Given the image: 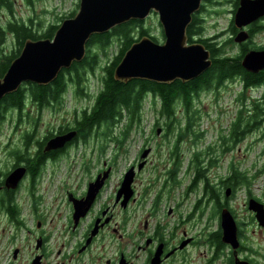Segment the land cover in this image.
Segmentation results:
<instances>
[{
	"label": "flooded vegetation",
	"instance_id": "flooded-vegetation-1",
	"mask_svg": "<svg viewBox=\"0 0 264 264\" xmlns=\"http://www.w3.org/2000/svg\"><path fill=\"white\" fill-rule=\"evenodd\" d=\"M240 5L241 0H202L200 8L193 15L192 23L197 37L222 48L220 53L223 56L228 55L224 50V43L230 42L234 45L235 37L241 31H246L249 39L240 44L235 43L238 54H243V60L251 50H264V42L256 44L257 37H264V15L244 27H239L235 16ZM226 16L229 20L225 29L215 34L205 32L209 17L219 19ZM0 28L3 31L1 25ZM5 69L6 66L0 65V71L7 72L8 69ZM240 79L245 80L240 76L230 82L234 86L241 85ZM53 83L54 81L40 85L26 81L17 91L0 100V264H154V261L156 264H193L187 253L202 244L199 238L184 229L186 222L175 218L176 209L160 212L162 198L159 193L151 207H147L149 195L162 177L163 189L167 171L162 175L157 174V181L144 185V182L139 183V178L151 164L147 163L144 168L136 171L129 201L124 203V195L117 201L126 173L141 161L136 157L122 170L119 168L122 164L119 160L113 157L104 159L101 133L103 123L100 121L90 127L85 125V116L92 115L99 93L92 102L88 101L90 96H87L83 108L73 107L68 112L65 109L67 94L71 87H74L75 93V86L69 84L67 87L65 83L62 87L65 92L57 97ZM40 87H50L47 96L40 98ZM241 87L239 96L235 97L239 105L236 116L239 113L245 114L247 121L243 130L238 124L241 133L239 136L234 135L232 141L243 143L251 136V143L254 142V145L263 143L258 157L259 160L263 159L260 167L263 169L264 94H254L259 89L264 90V83L248 89L249 87H244L243 81ZM211 90L214 87L204 88L193 94L200 95ZM13 94H18L19 99L10 98ZM70 132H74V135L63 147L47 149L52 139ZM230 140L231 133L223 141L224 158L232 150ZM149 146L144 141L139 150L140 154ZM220 160L221 155H216L214 149L209 147L205 152L196 153L194 163L199 162L202 171L207 173ZM228 163L229 167L234 168L232 158ZM254 167L259 166L255 164ZM154 168L157 170L158 166ZM105 173L108 177L91 207L78 211L86 214L76 221L75 202L82 203L83 209L88 203L87 194L91 183ZM17 174L21 177L13 187L8 180ZM203 177L208 183L209 177ZM228 182L231 180L228 179ZM228 187L236 190L239 185L226 184L225 189ZM209 194L214 198L212 191ZM43 212L57 213V224L52 234L44 230L47 227L46 222L40 219ZM123 213L127 215L124 216ZM252 214V219L257 222L255 214ZM191 218L192 215L189 223ZM28 220L36 226L27 225ZM237 222L241 241L240 261L264 264V256L245 232L249 224L239 220ZM258 225L264 230V227L259 223ZM96 228L97 232L94 234ZM114 238L125 243V246L118 245L113 258L105 261L100 256L85 258L102 239ZM185 241L186 245L181 248ZM205 244L212 248L206 241ZM157 254L160 256L157 257ZM218 259H222L224 264H238L230 245H226V256L216 257L214 250L213 261Z\"/></svg>",
	"mask_w": 264,
	"mask_h": 264
},
{
	"label": "rangeland",
	"instance_id": "rangeland-1",
	"mask_svg": "<svg viewBox=\"0 0 264 264\" xmlns=\"http://www.w3.org/2000/svg\"><path fill=\"white\" fill-rule=\"evenodd\" d=\"M81 0H12L14 15L12 16L0 2V25L7 28L10 24H18L15 22H25L32 25L33 30L37 34H44L50 25H62V23L70 18L72 12L79 10ZM229 17L214 19L209 17L205 26V32L215 34L222 31L228 25ZM144 28L150 31V35L155 36L159 42H163V28L159 21V16L153 13L144 22ZM138 34V30L135 32ZM264 42V37L256 38V44ZM225 52L229 55L238 54L235 43H224ZM17 49V44L12 37L9 36L8 45L5 49L7 54L10 50ZM120 51V44L115 41L107 50L108 56L101 55L100 62L94 71L88 69L81 73V81H70L74 76L73 73L66 77L70 84L75 83L78 86L77 93H74V87H71L67 94V103L65 109L70 112L73 107L78 109L85 106L88 101H93L94 96L104 85L106 76L105 68L116 59ZM95 52L101 54L99 50ZM241 85H232V82L224 86L211 90L200 95H195L188 109L182 103L175 106L176 117L169 122L157 113L160 105L155 108L150 102L145 103L144 111L139 122L129 121L123 126L115 127L114 132L105 134V127L102 129V140L104 147L105 159L115 156L116 160L122 162L120 169H124L131 164L136 157H139L140 147L144 141L149 143L153 148V152L149 158L151 164L146 173L139 178V183L144 185L157 181V174L162 175L171 167V162H180L181 166L178 170L177 179L179 185L173 183L171 191L168 189L161 191L164 182L163 177L159 180L156 187L151 191L147 202L150 208L155 196L160 192L162 201L159 205L160 212H168L169 209H176L175 218L185 223L184 229L191 232L199 240H205L208 232L216 230L220 220L212 217L216 212L214 203L207 204L204 195V181L196 170L193 163L196 153L205 152L207 148H215L221 155L223 141L229 138L231 133L230 144L231 152L226 158L221 156L220 166L211 168L207 173L201 172V175L209 177L212 184L220 185L223 179L230 174L228 161L232 158V166L237 172H241L248 181H253L250 189L245 185H241L234 190L230 198L225 196V188L222 192V202H228L227 208L234 212L237 220L247 223L249 226L245 228L246 234L251 238L255 248L264 256V230H261L258 223L253 220V212L248 209V195L252 192L255 198L264 202V168H260L263 159L260 160V151L263 143H251L252 137L248 136L243 143L233 142V131L237 124L240 129H244L247 121L245 114L239 113L236 116L239 105L236 103V96H239ZM86 93V94H85ZM264 94L263 89L254 94L261 96ZM243 119H242V118ZM238 118V119H237ZM159 120V122H158ZM237 120V121H236ZM163 128L161 136L157 135V129ZM125 132V133H123ZM221 136V137H220ZM250 141L249 143H247ZM237 162L242 163L239 165ZM257 164L259 167H254ZM207 165V163H205ZM158 166L156 170L154 167ZM167 166V167H166ZM49 198V195H47ZM55 212H43L40 219L46 222L47 227L44 229L48 234L54 233L57 224ZM124 216L127 213H123ZM192 215L191 222L188 220ZM239 222V223H240ZM241 224V223H240ZM27 225L35 227L36 224L28 220ZM56 234V233H55ZM56 240V239H55ZM125 246V243L117 238L113 240L102 239L96 248L85 258L100 256L103 261L107 258H113V253L117 246ZM74 246V244H73ZM69 250V247H67ZM187 256L193 264H224L222 259L213 261L214 250L208 245L202 244L188 251ZM262 257V256H261Z\"/></svg>",
	"mask_w": 264,
	"mask_h": 264
},
{
	"label": "water",
	"instance_id": "water-1",
	"mask_svg": "<svg viewBox=\"0 0 264 264\" xmlns=\"http://www.w3.org/2000/svg\"><path fill=\"white\" fill-rule=\"evenodd\" d=\"M202 0H81L78 12L66 19L56 31L53 39H28L21 54L12 61L9 69L0 79V100L7 94L17 91L23 82L31 81L47 85L55 81L59 74L70 69L75 62L82 61L87 53V43L94 34H103L131 20H145L152 12L159 14L165 41L159 43L150 36L135 42L125 53L114 71L116 80L128 83L133 79H144L157 83L192 81L207 72L212 64L211 52L202 43H190L187 35L194 13L200 8ZM264 15V0H241L236 13L237 26L244 27ZM249 38L246 31L236 37L237 43ZM243 67L253 73L264 70V50H251L242 60ZM159 135L162 129L159 128ZM74 132L52 139L47 149H57L71 140ZM152 152L145 149L141 154V169ZM135 167L126 174L118 197L125 193L126 203L131 196V184ZM20 175H12L8 182L15 186ZM102 181L91 186L89 201L100 189ZM227 189L226 195L230 196ZM75 217L80 219L86 212H78L82 207L76 205ZM249 209L256 213L264 225V204L255 199L249 201ZM223 241L234 249L239 247L238 227L231 211L225 208L221 213ZM96 231L94 232V234ZM40 242V241H39ZM186 245L184 242L183 246ZM237 257V251H235ZM238 264H248L239 261Z\"/></svg>",
	"mask_w": 264,
	"mask_h": 264
},
{
	"label": "trees",
	"instance_id": "trees-1",
	"mask_svg": "<svg viewBox=\"0 0 264 264\" xmlns=\"http://www.w3.org/2000/svg\"><path fill=\"white\" fill-rule=\"evenodd\" d=\"M33 0H27L32 2ZM2 6L14 15L12 0H0ZM76 15V11L72 12L70 18ZM18 24H10L7 26V31H0V65L6 66L9 69L12 61L17 58L28 39H52L59 29L60 25H50L44 34L40 35L33 30L32 25H28L25 22H15ZM1 29V28H0ZM138 30V34L135 32ZM9 32L13 34L14 41L17 44V49L13 50L10 54H4L6 48V41L9 37ZM187 35L189 42H201L206 45L207 49L211 51L213 64L211 68L200 76L198 79H194L190 82H182L176 80L172 84L170 83H155L149 82L144 79H133L128 83L118 81L114 77V71L117 65L122 60L126 51L138 40L144 36H151L150 31L144 28V22L138 20H131L114 28L112 31L103 34H96L91 37L87 44V55L80 61L75 62L70 70H64L60 73L58 78L54 81L56 96L59 97L65 91H62L63 85L66 81L65 75L73 73V78L70 81H81V73L86 72L88 69L94 71L100 62V56H108L107 50L113 45L115 41L120 44V51L116 59L113 60L106 68V76L104 79L103 89L100 91L96 98L94 111L91 116H85V125L90 127L94 123L102 122L105 125V134L107 132L113 133L115 127L124 125L129 121L139 122L143 114V105L146 95L152 93L154 96L153 104H156V98L159 99L161 110L159 115L163 118L173 121L176 117L175 106L177 105V99L182 97L185 102V107L188 109L191 104L193 93L199 92L204 88L215 87L218 89L225 85V82L235 77L242 76L245 80L244 87L258 85L264 81V70L259 74H252L246 71L241 63L243 54L234 55H221L222 48L215 47V44L208 43L207 40L202 37H197L193 29V23L190 24ZM154 38V37H153ZM157 40L156 38H154ZM99 50L101 54L95 52ZM5 69V70H6ZM6 71H0V78L4 76ZM2 76V77H1ZM50 91V87H40V98L47 96ZM179 94V95H178ZM10 98L19 99L18 94H13ZM125 133V132H123ZM241 131L239 125L234 129V135L239 136ZM197 170L200 172V167L197 165ZM230 180L237 183H244L250 185L251 182L241 173L234 171ZM213 188V189H212ZM206 192L212 191L218 208L222 207L220 202L221 191L220 189L211 186L210 183L206 184ZM219 212H215L217 215ZM222 231L218 229L213 233V240L218 248L224 246L221 239ZM223 250V248H222Z\"/></svg>",
	"mask_w": 264,
	"mask_h": 264
},
{
	"label": "bare ground",
	"instance_id": "bare-ground-1",
	"mask_svg": "<svg viewBox=\"0 0 264 264\" xmlns=\"http://www.w3.org/2000/svg\"><path fill=\"white\" fill-rule=\"evenodd\" d=\"M204 74V73H203ZM203 74L201 76H203ZM199 78V77H198ZM221 137V136H220Z\"/></svg>",
	"mask_w": 264,
	"mask_h": 264
}]
</instances>
